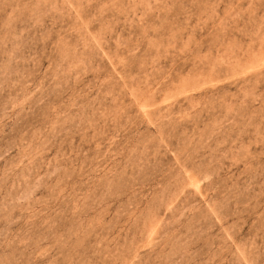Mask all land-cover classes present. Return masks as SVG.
<instances>
[{"label":"rangeland","instance_id":"1","mask_svg":"<svg viewBox=\"0 0 264 264\" xmlns=\"http://www.w3.org/2000/svg\"><path fill=\"white\" fill-rule=\"evenodd\" d=\"M0 264H264V0H0Z\"/></svg>","mask_w":264,"mask_h":264}]
</instances>
